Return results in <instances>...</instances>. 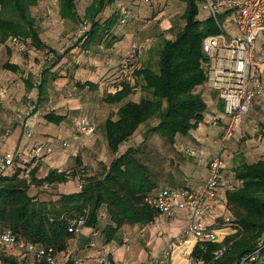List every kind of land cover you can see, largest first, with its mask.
<instances>
[{"label":"trees","instance_id":"16d2710c","mask_svg":"<svg viewBox=\"0 0 264 264\" xmlns=\"http://www.w3.org/2000/svg\"><path fill=\"white\" fill-rule=\"evenodd\" d=\"M39 1L0 0V44H5L9 38H20L23 43L29 41L34 50L45 51L54 59L41 71L38 87L41 103L52 69L72 49L77 48L85 54L102 58L103 51L122 39L115 27L118 22L126 23L129 17L127 8L135 0H91L82 18L76 11L75 0H57L60 19L73 22L82 20L87 27L80 31V36L72 47L60 54L43 44L39 38L37 23L31 14V8ZM117 1L120 4L107 19H97L106 7ZM142 1L149 3V0ZM177 1L185 6L180 15L182 26L172 29L173 38L161 35L160 45L155 51V66H138L140 52L137 45L133 44L136 47L135 56L128 63L126 72L123 71L121 62L133 45L120 57L113 67L115 69L111 68L103 75L107 76L113 88L111 92H105L103 102L116 107L104 120L101 128L108 151L115 155L109 166L99 177H80L81 184L77 192L56 193L53 199L42 201L30 195L31 186L38 188L63 184L78 175L73 170L66 173L50 169L44 177L39 178V160L49 155L46 153L47 149L51 154L52 148L45 143L31 145L26 153L38 146L43 149L41 157L30 159L27 156L26 160L20 161V154L16 153L13 172L0 177V224L22 234L33 243L52 247L57 256L71 251L73 256L81 258L85 264L84 258L73 247L78 237L67 231L72 221L83 216V230L89 229L91 234H100L103 244H120L125 228H144L155 222L157 211L147 202L148 199L160 190L183 187L158 188V184L150 177L148 168L135 157V148L128 147L118 154L121 145L151 119H156L157 123L149 129L150 133L171 146H175L177 137L188 135L204 122L207 107L202 100L201 90L205 88L206 76L201 47L203 39L208 35L218 34L219 29L211 18H198L201 0ZM4 68L15 70L9 64H5ZM73 84L77 91L96 92L99 88L97 82L90 80L79 79ZM31 87L29 85L28 90ZM138 90L142 92V96L138 102H134L131 96ZM65 119V115L55 112H48L43 116L46 123L55 126ZM87 119L94 124L93 120ZM218 125L222 126V122ZM73 133L75 127L67 139L60 141V147L64 148L62 144L69 141ZM220 185L225 186L228 218L240 229L220 243H197L191 251V258L208 264L213 260L214 253L225 247L215 264H238L258 249V240L264 234V156L250 164L236 166L229 175L226 174ZM92 242L95 246V242L91 241L88 247H94L90 246ZM97 255H105L108 264H116L108 252ZM255 256V264H264V248ZM17 258L18 254H0V259L5 261L15 262ZM164 264L171 262L166 260Z\"/></svg>","mask_w":264,"mask_h":264},{"label":"rangeland","instance_id":"374dc122","mask_svg":"<svg viewBox=\"0 0 264 264\" xmlns=\"http://www.w3.org/2000/svg\"><path fill=\"white\" fill-rule=\"evenodd\" d=\"M91 0H76L77 10L80 18L83 16L82 9L84 6L89 5ZM142 0H135L134 3L129 4L128 11L129 17L125 24H118L115 27L118 35L122 36V51L119 57L124 56L130 49L131 45L136 44L139 48L138 66L149 65L155 66L156 62V50L160 45L161 35L165 37L173 38L174 32L182 26L180 15L183 10V5L177 0H149V3H144ZM57 3L55 0H47V3L41 7L31 8V14L36 20V23H40V32L45 33L48 40L53 44H50L49 48L53 49L56 53H62L76 42L80 36V31L87 28L85 22L80 20L79 22L61 20L56 13ZM133 8H138L134 10ZM48 10L54 12L52 18L47 16ZM101 13L98 15V18ZM199 16H202L199 14ZM123 18V16H122ZM45 23V28L42 29V23ZM173 30L170 32L168 29L169 24ZM172 34V35H171ZM264 36V35H262ZM10 39V38H9ZM22 44L19 47H10L8 40L1 47L0 56V69L2 65L9 61L4 54V50L13 49L17 53V62L21 66V74L29 80L31 87L27 90L24 97L25 110L23 115L18 118L17 122H11L3 125L0 128V136L7 133L9 138L12 130L18 126L21 131L22 139L20 141V150L28 148L30 138H26L23 134V128L26 123L32 125L33 134L31 139L36 136L41 137V143L49 144L52 148V153L43 157L51 158L44 161V165L40 164L39 178L47 170L55 168L58 172L70 173L73 170L78 176L75 179H69L66 183L48 185L46 188L34 187L30 188V195L36 197L42 201H49L55 197L56 193H73L79 190L81 184L79 178L82 176H97L102 174L103 170L109 166L111 161L115 158V155L111 154L106 146V141L102 134V124L104 120L111 115L116 109L115 106L106 105L103 102V95L105 92L112 91V85L107 76L99 75L97 79L93 77L92 67H97L99 63H94L92 60L100 59L103 62V58L94 57L88 53H83L79 49H72L66 57L67 61H61L59 63V69L57 73L70 71L73 75H76L80 80L92 79L99 84L96 92H90L87 90L77 91L74 84L63 86V91L57 96V102L54 101L55 94H53L52 87L55 85L51 78L48 77L47 91L42 99L41 103L39 97L32 93L34 81L37 76L41 74V71L48 66L54 59L49 57L45 51H35L30 45V42ZM103 53H105L103 51ZM120 59V58H119ZM66 62V63H64ZM118 62L115 63V66ZM107 66V65H106ZM58 68V67H57ZM115 68H112V70ZM109 76V75H108ZM60 81V80H57ZM61 82V81H60ZM60 87H62L60 85ZM53 95H52V94ZM138 96H142V92L134 93L131 99L138 100ZM34 106V108H32ZM48 112H55L56 114L65 115L66 119L58 126L53 124L45 125L43 120L44 114ZM87 117L93 120L95 124V132L92 135H85L77 142L73 143L69 148L60 147L59 143L62 140L67 139L74 129V118ZM157 123L156 119L149 120L145 125H142L138 131L119 149V153L124 152L128 147H133L137 150L136 158H139L143 164L150 171V177L154 179L155 183L162 186L161 183L171 181L173 184L177 182L176 186L184 185L182 180L185 177V167L183 165H195L185 154V148H182L176 144L171 146L162 139L156 137L150 133V128ZM48 127L52 133H48ZM259 130V131H258ZM259 132V133H257ZM14 133V132H13ZM48 133V134H47ZM262 133L260 127L249 131L241 137H236L235 142L232 144L231 151L228 152V161L224 160L226 166V172L229 175L231 171L242 163L255 162L257 160V154H259L264 148V141H261L258 136ZM47 134V135H45ZM88 134V133H86ZM149 136V137H148ZM7 138V139H8ZM14 139L12 134L9 138V142ZM35 140V139H34ZM35 142H40L36 141ZM28 151V149H26ZM26 150L18 153L20 154V161L27 159ZM16 154V153H15ZM55 158V159H53ZM41 159V160H42ZM40 161V160H39ZM232 168V169H230ZM224 185V184H223ZM225 188V186H223ZM227 217L226 215H224ZM223 217V216H222ZM223 219L220 218L219 222ZM186 223L181 229L180 233L185 229ZM164 233V237L161 239L159 247L165 249L170 242H172L179 235L169 227H158V230ZM173 235V236H171ZM156 253V248L151 250V254Z\"/></svg>","mask_w":264,"mask_h":264},{"label":"built area","instance_id":"2783aa9c","mask_svg":"<svg viewBox=\"0 0 264 264\" xmlns=\"http://www.w3.org/2000/svg\"><path fill=\"white\" fill-rule=\"evenodd\" d=\"M200 10L206 18L214 20L219 29L218 34L208 35L203 39L201 51L205 58V87L216 93L221 104V111L211 118V125L217 126L222 122V129L218 136L217 149L206 165L207 177L198 188L163 189L147 200L157 211V218L171 219L182 211H186L188 217L185 229L159 256L145 264H164L166 260H170L175 251L186 258L188 264H204L202 260L191 258V251L197 243L203 241L220 243L240 229L231 223L228 216L222 223L209 226L206 223V216L211 211L217 190L227 174L222 158L224 145L232 138L235 128L248 114L260 90V87L255 84L253 68L256 43L264 35V0H201ZM53 15L54 12L48 10L47 16L52 18ZM229 25L233 32L229 30ZM22 44L24 43L20 38L8 40L10 47H19ZM135 48L133 45L121 62L124 72L127 70L128 63L134 59ZM40 82L41 74L37 76L32 88V93L36 96H38ZM5 93V90H0V97ZM33 127L34 123L25 124L23 134L26 138L32 137ZM74 127L75 133L72 134L71 139L62 144L66 149L85 135H92L95 130L94 124L86 117L74 119ZM7 138V133L0 136V177L13 172L16 156L14 152L1 151ZM46 153L50 154V150L47 149ZM42 154L43 149L37 146L32 147L27 156L30 159H37ZM186 155L195 162H199L205 156L200 149H189ZM46 187L47 185L42 186V188ZM84 220L81 216L72 221L68 225V233L79 237L83 232ZM219 236H222L221 240ZM90 246H94V243H90ZM262 248H264V234L258 240V249L238 264H255V255ZM224 250L225 247H222L216 251L213 260L208 264H215ZM0 254L4 256L18 254L15 262L0 259V264H66L69 261L74 264H83V260L73 256L71 251L57 256L52 247L33 243L3 224H0ZM93 264H108L107 257L97 255Z\"/></svg>","mask_w":264,"mask_h":264},{"label":"crops","instance_id":"0c3cea01","mask_svg":"<svg viewBox=\"0 0 264 264\" xmlns=\"http://www.w3.org/2000/svg\"><path fill=\"white\" fill-rule=\"evenodd\" d=\"M55 1L57 3V0ZM127 2L128 1H126V3ZM46 3H47V0H40L37 5L38 7H41L42 5ZM119 4L120 3H118L117 1L115 4L106 7L101 12V16L99 18L97 17V19H101L102 21L107 19L110 13L112 12V10L116 9ZM181 4L183 5V9H184L185 7L184 4L183 3ZM37 5L33 7V9L36 8ZM87 6L88 5L84 6V8L82 9L83 13ZM133 9L138 10V8H133ZM76 11L77 13H79L78 12L79 10H77V6H76ZM56 13L58 14V5L56 6ZM199 14L202 15V16L198 15L199 19L203 20L206 18V15L201 10ZM173 25L174 24L171 23L168 26V29H170L169 30L170 32L173 29L172 28ZM41 26H42V29L46 27L44 22L42 23ZM229 28H230L229 30L233 32L232 27H230V25H229ZM37 29L39 32V38L43 44H45L47 47H49L50 44H53L52 42L48 40L44 32L43 33L40 32V23L37 24ZM121 42H122V39L118 40L117 42L113 44V46L110 49H106L104 51L105 53L102 54L103 62H101L100 59L92 60V62L94 63H97V64L99 63L97 67L96 66L92 67V70L94 72L93 77L95 79H97L99 75L101 76L106 75V72L108 70L115 67V63L118 62L120 58L119 55L122 51V45L120 44ZM3 46L4 44H0V51L2 49L1 47ZM4 54L7 56V59H9V61H6L2 65V68L0 69V90L6 91L5 95L0 97V128L3 125L9 124L10 121L17 122L18 118L21 115H23V112L25 110L24 97L28 90V86L30 85L29 80H27V78L23 77V75L21 74L22 69L16 60L17 59L16 51L8 48L4 50ZM1 55L2 53L0 52V56ZM66 57H68V55ZM66 57L62 59V61H67ZM94 57H98V55ZM60 63H63V62H60ZM5 64L14 66L15 70L4 68ZM58 65L52 69L51 71L52 74L49 76V78H51V81L55 83V85H53L52 87L53 94H55V99H54L55 102H57L58 100L57 96H59L60 92L64 90L63 86L70 85L74 83L76 80H79V78H77L76 75H73V73H70V71H65L64 73L61 72L60 74H58L56 72L57 69H59ZM253 75L255 79V84L256 86L260 87V90L258 91V94L256 95L254 102L249 109L248 114L243 118L242 123L238 127L235 128L232 138L228 140L226 144L224 145V149L222 152V158L226 161H228V152L231 151L232 144L233 142H235L233 140H235L236 137L239 138L242 135L244 136L246 132L249 133V131H254V129L260 127V129H262V133L258 136V138L261 141H264V36L259 38L256 43ZM57 80H60L61 82ZM85 80L93 81L90 78L85 79ZM93 82L96 83V81H93ZM60 85L62 87H60ZM198 90L199 88H197L196 91ZM201 93H202L201 95L202 100L205 102L206 107H207L204 122L200 124L196 130L191 131L188 135L179 136L176 138V144L178 143V145L181 148L182 146L185 148V151H184L185 155H186V151L189 149H195V150L200 149L205 154L204 158H202L199 162H195L192 158L186 155L189 159H191V161L195 165H192V166H189L187 164L183 165L182 167H185V171H186L185 177L184 178L182 177V180L181 179L177 180L182 183L184 182V185H182L183 187L185 186V187L194 188V189L198 188L207 177V166L206 165L211 155L217 149L218 136L222 129V127L219 125L212 126L210 124L211 116H214L216 114L218 115L221 111V104L218 101L216 93L213 91L207 90L206 87L201 90ZM139 99H140V96H138V100H134V99H131V100L134 102H138ZM45 125H48V123L45 122ZM45 129L49 130L48 133H52L48 127H46ZM11 134L14 139H12L9 142V138ZM9 138L7 139L4 146L1 147L2 152L20 153L26 149H29V147L33 144L41 143V139H42L39 136H36L33 139L30 138L28 148L26 147L24 148V150L22 149L21 151L20 141L22 139V136H21V131L18 126H16L12 130V132L9 135ZM34 139L40 142H35ZM125 143H123L120 148H122V146ZM260 151L261 152L257 154V157H259L257 158V160L260 159L262 156H264V148H262V150L260 149ZM25 152H27V150ZM49 159L51 158L47 157L46 159L44 158L40 160L41 166L44 163V161H47ZM144 165L146 166V164ZM227 165L228 164L226 162V166ZM50 169H55V168L50 167ZM39 172H40V169H39ZM47 172L48 170L43 175H46ZM176 183L177 182H174L173 184L171 181H168L167 183L163 182L161 184L168 185V186L158 185V188L174 187V186L177 187ZM224 192H225V189L223 188V185H220L217 190V196L213 203V207L206 216V223L209 226H216L220 224L222 221L219 222V219L220 218L224 219L225 218L224 215L228 216V212L225 208V193ZM187 217H188V213L186 211H182L179 214H177L174 218H171V219H167L163 217L157 218L155 219V222L153 224L148 225L144 228H138L137 226L125 228L120 244L113 243V242L108 243V244H103L102 237L100 234L98 233L91 234V231L89 229H84L82 234L77 238L76 244H73V247H75L77 251L79 252V254L84 258L85 264H92L93 263L92 258L96 256L98 253H103V252L110 253L111 258L114 260L116 264H143V263H146L148 260L159 256L165 250L164 248L161 249V247H159L160 241L164 237V233L162 232V229L161 231H159L158 227L167 226L169 227L171 231L173 230L175 233L179 232L178 234H180L181 229L186 223ZM221 239H222V236H219V240ZM91 241L95 242V246L92 248L88 247V243ZM127 245H128V249H126ZM167 246H165V248ZM154 248H156V253L151 254V250ZM170 262L171 264H188L187 259L182 257L177 251H175L172 254L170 258Z\"/></svg>","mask_w":264,"mask_h":264}]
</instances>
